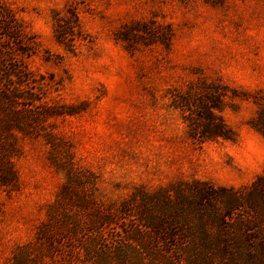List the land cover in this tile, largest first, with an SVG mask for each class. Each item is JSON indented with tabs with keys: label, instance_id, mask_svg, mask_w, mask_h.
<instances>
[{
	"label": "rangeland",
	"instance_id": "obj_1",
	"mask_svg": "<svg viewBox=\"0 0 264 264\" xmlns=\"http://www.w3.org/2000/svg\"><path fill=\"white\" fill-rule=\"evenodd\" d=\"M4 3L33 37L26 64L61 115L47 121L52 144L44 132L13 143L16 183L0 186V264L32 240L71 169L76 193L110 215L138 188L186 180L239 188L264 174V162L249 164L240 151L247 142L264 150L251 126L264 109V0ZM55 19L70 31L63 44ZM214 86L226 94L214 113L234 141L198 143L174 96Z\"/></svg>",
	"mask_w": 264,
	"mask_h": 264
},
{
	"label": "trees",
	"instance_id": "obj_2",
	"mask_svg": "<svg viewBox=\"0 0 264 264\" xmlns=\"http://www.w3.org/2000/svg\"><path fill=\"white\" fill-rule=\"evenodd\" d=\"M69 33L55 19L57 43ZM35 48L22 21L0 0L1 187L16 183L14 141L44 132L52 144L47 121L61 115L44 100V79L26 64ZM207 88L174 96L187 134L198 143L233 142V132L214 113L224 109L226 94ZM251 126L264 136V109ZM75 171L67 173L32 240L15 246L6 264H264V174L239 188L199 180L138 188L111 217L98 201L76 193ZM113 224L118 227L109 234L106 227Z\"/></svg>",
	"mask_w": 264,
	"mask_h": 264
},
{
	"label": "clouds",
	"instance_id": "obj_3",
	"mask_svg": "<svg viewBox=\"0 0 264 264\" xmlns=\"http://www.w3.org/2000/svg\"><path fill=\"white\" fill-rule=\"evenodd\" d=\"M241 154L247 158V163L252 164V157L255 156L257 160L264 162V150L258 148L251 142L245 143L240 149Z\"/></svg>",
	"mask_w": 264,
	"mask_h": 264
}]
</instances>
